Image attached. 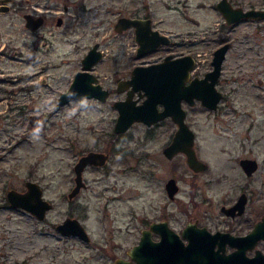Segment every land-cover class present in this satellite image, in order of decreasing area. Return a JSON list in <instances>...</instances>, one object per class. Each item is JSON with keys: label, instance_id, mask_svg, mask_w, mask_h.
<instances>
[{"label": "rangeland", "instance_id": "374dc122", "mask_svg": "<svg viewBox=\"0 0 264 264\" xmlns=\"http://www.w3.org/2000/svg\"><path fill=\"white\" fill-rule=\"evenodd\" d=\"M212 1L87 0L89 23L74 29L69 22L58 53L55 48L31 53L26 41L4 32L5 52L0 50V264H112L118 256L127 258L143 220L171 209L168 218L178 228L194 213L204 212L200 197L194 203L190 200L192 193H200L192 181L224 179L205 192L215 198L208 202L213 205L220 201L222 191L235 192L236 182L242 186L248 179L237 163L247 152L259 162L247 185L252 191L250 207L256 216L264 211V24L244 21L220 30L213 24L217 15L210 8ZM136 11L151 12L158 27L172 35L175 44L167 50L198 55L194 75L211 68L212 50L221 32H228L231 45L217 81L224 93L218 109H206L198 101L187 105V121L198 135L199 154L209 164L205 173L193 175L182 155L170 160L163 155L162 146L172 128L169 124L147 128L134 122L116 142L112 130L117 114L112 102L120 97L114 91L116 80L139 61H150L165 51L136 57L133 33L114 29L118 16ZM70 16L68 21H74ZM94 41L99 42L103 56L92 72L111 93L104 101L83 97L59 104V92L69 85L81 66L80 58ZM30 113L41 115L40 125L28 122ZM243 131L254 139L248 151L240 144ZM108 148L111 158L104 166L86 169L88 184L68 199L78 155ZM172 175L179 191L176 201L167 205L163 183ZM26 178L38 180L44 196L53 202L43 220L6 201V189H23ZM65 216L78 218L90 240L60 233L55 224ZM260 247L264 250V245Z\"/></svg>", "mask_w": 264, "mask_h": 264}, {"label": "water", "instance_id": "95a60500", "mask_svg": "<svg viewBox=\"0 0 264 264\" xmlns=\"http://www.w3.org/2000/svg\"><path fill=\"white\" fill-rule=\"evenodd\" d=\"M217 6L226 16L228 22L239 17H264V9L242 10L241 8H232L222 1ZM142 22L143 20L139 18L121 15L116 18L113 25L117 32H121L129 26L135 27L136 55H142L154 50L161 43L169 42V36L156 29L151 30L148 25H141ZM226 48L227 43H223L213 50L212 68L201 77L194 75L189 78L194 66L191 54L177 57L167 54L159 62L133 66L130 77L117 82L118 90L129 84H131V88L127 90L125 98L114 100V106L117 109L114 130L124 131L134 121H142L150 125L165 115H170L177 127L171 142L164 147V153L170 157L177 151L184 152L186 161L191 167L201 168L203 163L195 154L193 131L184 121L185 112L181 106V99L190 104L199 100L209 109L216 108L221 92L215 84ZM102 55V51L98 48V42L93 43L81 58V69L74 73L69 85L59 93L57 99L59 104L82 96L95 97L100 100L106 98L108 90L101 86L97 76L90 70ZM135 89L139 91V94L144 95L141 102L137 103V98L132 97V92ZM158 102L163 104L162 110L157 109ZM29 121L33 125L40 124L39 115L30 114ZM106 157L104 152L89 150L75 161L73 165L74 184L69 191V196L76 194L83 184L81 180L83 167L87 163L103 164ZM240 162L247 172H251L257 166V161L254 158L245 157L240 159ZM173 181L171 178L167 184L172 185ZM25 185L24 191L10 188L6 192L9 203L14 207L31 212L38 219H43L46 211L52 208V203L42 197V191L37 182L26 180ZM159 226L160 223L151 224L152 228L159 229L161 232L162 229ZM55 228L64 235H74L85 241L90 240L84 225L76 217H64L56 224ZM191 228L193 227L187 226L182 230V235L187 238L186 242L173 230L161 234L160 239L153 240L150 237V229H144L138 243L127 250L128 257L118 256L112 264H264L263 251L254 249L253 254L248 255L244 248V242L250 240L253 242L254 237L257 238L258 233L264 230V215L251 231L241 236L222 231L210 232L205 228ZM262 236H264V231ZM225 243L237 245L238 248L226 251ZM216 245L218 247H215Z\"/></svg>", "mask_w": 264, "mask_h": 264}, {"label": "flooded vegetation", "instance_id": "af4514ba", "mask_svg": "<svg viewBox=\"0 0 264 264\" xmlns=\"http://www.w3.org/2000/svg\"><path fill=\"white\" fill-rule=\"evenodd\" d=\"M221 1L229 4L230 7H232V8H241L242 10H247V9L261 10V9H264V0H213L212 2H210V8H212L213 11L215 12V14L217 15V19H213V24H217L218 26H220V30L223 29V27H225V26L232 29V27H235L236 25H238L244 21L255 22L259 26H262L264 24V17H261V18L239 17L233 21L228 22L226 16L223 14L221 9L217 6V4ZM86 2H87V0H0V50L2 49V53L5 52L4 47L6 45V42H3V37H4V32L7 31V32H13L18 37H20L21 39L26 41L27 45H28V50H31V53H34L36 50H38L39 52H42V53H47L49 51H53V48H55L54 49L55 52L58 53V51H60L62 49L61 41H62V37L64 35V28H67L69 26V22H71L74 29L77 27V25H79L81 23L82 24L83 23L85 24L86 22L89 23V20H88V17L86 14L88 13L90 7H89V4H87ZM71 14L73 15L74 21H68V19L66 18V17H71L70 16ZM122 16L139 18V19L143 20L141 25H146V26L148 25L151 30L156 29L159 32L166 34L170 38L168 43H161L152 51L146 52L142 55H136V52H135L136 57H143V56L150 55V54H153V53H156L160 50L165 49V51L162 54L158 55V57L151 59L150 61H139L138 63L134 64L133 66H135V65H146L149 63L159 62L167 54H171L172 57H177V56H181V55H185V54H191L193 59H194L193 69L198 66V55L197 54L191 53V52L175 53L171 50L166 49V48L171 47L173 44H175V41H173L172 35L169 32H165L164 30H161L158 27L157 22L153 18V14L151 12H149V11H136L134 13L124 14ZM122 31H131L133 33L134 39H135V27L134 26H129ZM82 32H83V30H82ZM149 32H151V31H149ZM218 41L219 42H218L216 47L222 45L223 43H227V48L225 51V55H226V52L231 45V41H230V37L228 35V32H226V33L221 32V37ZM95 42H98V41H94L93 43H95ZM91 45L87 48V50L91 47ZM98 48H99V42H98ZM213 50H212V54H213ZM86 51L83 53V55L86 53ZM102 54H103V51H102ZM212 54H211V59H212ZM83 55H82V57H83ZM225 55H224V58H225ZM32 58L33 57H31L30 60H33ZM81 58H80V64H81ZM224 58H223V60H224ZM223 60L221 62V69H222ZM61 63H62V61L57 62L55 64V66H59ZM210 64H211V60H210ZM81 67L82 66H80V68H77L74 71V73L77 70H80ZM132 67L129 69L127 74L121 76L119 79L116 80L114 91H117V93L120 94V97L113 99L112 105L114 108H115L114 100L125 98L127 95V90L131 88V84H129V85H124V87L121 90H118L117 89V82L119 80L128 79L131 75ZM211 68H212V64H211ZM211 68H206L202 72V75H197V74H195V75L198 77H201L204 75L205 72H207ZM193 69L191 70L189 78L194 76ZM221 69H220L218 79L220 78ZM90 70L92 71V67L90 68ZM74 73H73V75H74ZM218 79H217V81H218ZM98 80H99V78H98ZM217 81H216L215 86L218 89ZM262 81L263 80L261 78H258V83L261 84ZM185 82L187 83L188 80ZM100 84H101V82H100ZM101 86L108 90V94L106 96V98H107L109 93H111L112 90L109 89L108 87L103 86L102 84H101ZM169 86H170V77H169ZM30 88L31 87H29L28 89H30ZM218 90L221 92V97L217 102L216 108L211 109V110H217L218 109L219 102L224 96L223 91H221L220 89H218ZM141 93H143V90H141ZM83 97H86V96H82L80 98H83ZM132 97L137 98V103H138V102L142 101V99L144 98V95L142 96L141 94H139V91L135 89L132 92ZM92 98H95V97H92ZM106 98L104 100H106ZM57 99H58V96H57ZM96 99H98V98H96ZM104 100H102V101H104ZM197 101L200 103L199 100H195L194 103L190 104L186 100L181 99V106L183 107L184 112H185L184 121L188 124L189 127H191V126H190L189 122L187 121V105L192 106ZM202 106L205 107L206 109H209L204 105H202ZM156 107L158 110H162L164 106L161 102H158L156 104ZM116 112H117V109H116ZM30 114H38L39 119H40V124H41L42 119H41V115L39 113H30ZM30 114H28V116H27L29 123H30V121H29V115ZM116 116H117V114L115 115V118L113 121V126H112V130H113V133L115 135L114 137L118 138L116 140V142H118V141L120 142L119 136H121L123 133H125L128 130V128L134 122H140V123L144 124L147 128H151L152 126H158L160 124H169L172 128L168 133L167 141L162 146L163 155L169 160L174 158L176 155H182L184 157V159H183L184 163L186 164V166L192 172L193 175L197 176V174L205 173L208 170L209 164L199 154L200 146L198 144V140H199L198 135H197L196 131H194L192 129V127H191V129L193 131V148L195 150V154H196L197 158L199 160H201V162L203 163V166L201 168H198V169H194L193 167H191L187 163L186 156H185L184 152L177 151L176 153H174L170 157L164 153L163 149H164V147H166L171 142L172 137H173L175 130H176V127H177V124L174 122V120L171 118L170 115H165L164 117L156 120L155 122H153L150 125H147L142 121H134L124 131H115L114 130V122H115ZM40 124H38V125H40ZM38 125H34V126H38ZM239 133L241 134L240 137L242 138V140L240 141V144L244 150L247 149V151H248L247 147L251 146V144L254 142V139L251 138V136L247 135L245 133V131H243L242 133L241 132H239ZM110 134H112V133L110 132ZM148 136L150 137V135H148ZM110 147H111V142H110ZM120 147H122V146H120ZM89 150H95V149H88L84 153H86ZM122 150H123V147L121 148L120 152H122V154L124 155L125 152H123ZM96 151L104 152L107 155L106 160L103 164L87 163L83 167V169L81 170V180H82L83 184L79 188L77 193L80 191L81 188L85 187L88 184V182L84 176L86 169H88L90 167L104 166L106 164L107 160L111 158V152H110L111 149L110 148H108L105 151H103V150H96ZM84 153L79 154L78 157L76 158V160ZM245 157L254 158L257 161L256 168L254 170H252L251 172H247L244 168V165H242V163L240 162V159L245 158ZM74 163H73V165H74ZM237 164L240 167L242 174L245 177H247L248 180H246L242 186L238 185V183L236 182L237 186L235 185V189H234L235 192H233L232 189L229 191L230 188L228 190H224L219 195L218 199H220V201H218L215 205H213V203L208 204V202H212L213 199H215V198L211 197L210 195H208L205 192L207 191L209 186L213 185L215 182H221L222 183L224 179L222 180V178H218L217 180H215V178H211V179L206 180L207 178H205L203 180L204 182L201 181L199 183H197L196 181H192L191 186L195 187V189L199 190L200 193H197V192L192 193L190 200L192 203H194L197 201V198L200 197V199L198 201L199 202H202V201L205 202V204H204L205 207H203L204 212L200 213L198 215H196V213H194V217L191 216L190 218H188L183 223V225H181L178 228L173 226L171 224L169 218H168L171 216V213L169 212L171 209H169V211H167V213H163V211H162L161 215L156 216L152 219H145L142 221V224H140V226L138 228V236L136 237V240H134L131 243V245L128 247V249H130L131 247H133L135 244L138 243L139 239L141 238L142 231L144 229H150L149 230L150 231V237L153 240H158V239H160L161 234L166 233L167 231L169 232V230H173L174 232H177L179 234V236L183 239L184 242L187 241V238L182 235V230L187 226H190L193 228H195V227L196 228H205V229L209 230L210 232H215V231L228 232V233H230L232 235H236V236L246 235L249 231H251L255 227L257 221L261 220L263 215H264V211H262V210L259 212L258 216H256L255 213L251 210L250 201L252 200V196H251L252 191L249 192V190L247 188L248 187L247 185H250L249 181H250L251 177L253 176V174L258 169L259 162H258L256 157L249 155L247 152V154H243V155H240L238 157V163ZM73 165H72V170L74 172V175H73V184H74L75 171L73 169ZM171 178H173V180H174L173 181L174 185L173 184L172 185L167 184L168 180ZM26 180H31V181L37 182V184L41 188L42 197L47 199L53 205V202L44 196V188L41 185V183L34 178H26V179H24L23 189H17L14 187H8L6 189L5 198L11 207H14V206H12L9 203V201L6 197V192L10 188H14V189L19 190V191H24L26 189V185H25ZM174 187H175V189H174ZM70 189H69V191H70ZM163 189H164V192L166 193V197L168 199L167 200L168 203H166L167 205L176 201L177 192L179 191V184L177 183V178L174 175L168 176L163 183ZM69 191L67 192L68 199L74 197L77 194L76 193L73 196H69ZM231 192H233L232 193L233 196H231L229 194ZM206 202H207V205H206ZM53 206H52V208H53ZM213 207H215V209H214L215 212H213V213L205 212V211H213ZM15 208H20V207H15ZM21 209H23V208H21ZM51 209H49V210H51ZM49 210H47L46 213ZM29 213L32 214L31 212H29ZM46 213H45V216H46ZM32 215L35 217L34 214H32ZM45 216H44V218H45ZM36 219H38V218H36ZM43 219H38V220H43ZM152 223H160L159 227H160V229H162V231L160 232L159 229L157 230V229L152 228L151 227ZM56 224H55V226H56ZM193 228H191V229H193ZM263 231L258 233L259 236L257 238L254 237L253 242H252V240H250V238H249L250 241L248 240L249 242H244V244H245L244 248L248 251L247 252L248 255H252L253 253H251L250 251L253 252L254 249H260L261 251L264 252V250L260 247L261 245H264V236H262ZM215 247H218V246L216 245ZM236 248H238L237 245H231L229 243H225V245H224V249L226 251H230V250L236 249ZM127 256L128 255L126 254V257ZM123 258H125V256H123Z\"/></svg>", "mask_w": 264, "mask_h": 264}]
</instances>
